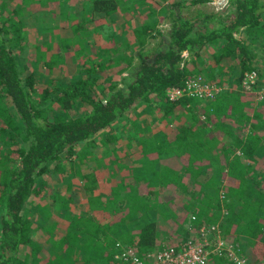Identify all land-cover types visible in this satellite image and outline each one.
Returning <instances> with one entry per match:
<instances>
[{
	"label": "trees",
	"instance_id": "1",
	"mask_svg": "<svg viewBox=\"0 0 264 264\" xmlns=\"http://www.w3.org/2000/svg\"><path fill=\"white\" fill-rule=\"evenodd\" d=\"M14 1L0 0V264H129L124 251L145 260L147 252L178 250L192 233L200 238L201 227L214 226L224 242L244 241L252 263L264 264V100L239 91L250 72L255 91L264 83V48L260 56L250 49L264 47V0H227L219 11L206 7L212 0H89L92 12L104 14L96 41L46 9L56 0ZM145 4L146 14H132ZM156 10L167 13L168 29H158ZM130 13L132 39L121 30ZM26 20L34 25L25 28ZM29 34L50 37L46 52L31 42L26 54ZM85 38H93L88 49ZM66 56L65 83L55 68ZM197 79L233 88L209 99L188 92L169 100L171 89ZM136 107L141 122L128 132L121 124L118 134V145H132L130 167H112L123 178L115 182L112 173L109 195L90 196L102 180L77 148ZM69 184L88 197L85 213L56 204L59 193L73 192ZM157 204L177 218L157 212ZM58 218L67 221L66 233ZM163 225L171 240L160 241ZM40 231L46 240L37 250ZM227 258L209 257L210 264H233Z\"/></svg>",
	"mask_w": 264,
	"mask_h": 264
},
{
	"label": "rangeland",
	"instance_id": "2",
	"mask_svg": "<svg viewBox=\"0 0 264 264\" xmlns=\"http://www.w3.org/2000/svg\"><path fill=\"white\" fill-rule=\"evenodd\" d=\"M152 1L156 2V0H152ZM15 2L19 4L20 0H15L14 3ZM226 6H227V0H212V2L208 3L206 7H208L210 10L219 11L221 9H224ZM57 7H62L63 14L65 16L62 13H59ZM161 7L162 8L168 7V4L164 3V4H162ZM48 8H50V10H55L56 14L58 13L57 19L59 21H64V19L67 17L69 19V22H70V26H68V27H70L71 29L83 27L92 33V35L94 36V41L102 40L100 38V36H98L99 33L101 32V30L97 29V27H99L101 24L104 23V21L102 20L104 14L101 12H99V13L98 12H92L91 11V2L89 0H84V5H82V3H80V1H77V0H69L65 3H62V2H59L58 0H56L54 4H51L50 6H46V9H48ZM150 8L151 7L148 4H145L143 7L136 9L135 11H132V14L134 16H137L138 11L140 13L143 9H144L143 13L146 14L147 12H145V11H149ZM158 11L159 10H156L155 13H157ZM159 15H160V13L158 12V14L156 16L157 22L159 21L158 29H168V21L165 18L167 13H163L161 16H159ZM134 16H131V13H130V16L125 17V22H124V24L121 25V27H122L121 30L125 31V33H126L125 37H127L128 39H132V35L129 32V29L132 28L131 20ZM88 19H91V22H88L87 21ZM94 20H96L97 22L94 23ZM110 21L115 23L113 25V27H111L112 31H113V35L118 36L117 21H115L114 17H111ZM33 25H34L33 20H26L25 28H31ZM54 25H55L53 27L54 30L58 32V25L57 24H54ZM103 25H105V24H103ZM28 30H30V29H28ZM105 30H107V28ZM61 36H63V34ZM49 38H50L49 36H47V37L41 36V38L38 41H35L34 35L29 34L28 35L29 46L25 50L26 54L30 53V46L32 44L38 46L39 48H41L43 51L46 52L45 49H46V45L48 44L47 42H48ZM92 40H93V38H85L83 40V42L87 44V49L89 47H91ZM158 40H159L158 38L154 39V40L150 39L148 41V44H146V48L152 47V45H154ZM31 42H33V43L31 44ZM101 44L105 47L109 46V43L107 41H102ZM263 48L264 47L257 46L255 44L251 45V47H250V49L252 51H254L255 53L259 54V56L261 55ZM47 55L49 56L48 53H47ZM66 58H67V56L64 58V60H62L60 66L58 68H55V71H58V69H61L63 71L60 74L63 76V81L65 83L69 81V73H68L69 67L67 65ZM106 70L110 74H113L114 67L112 65H110V66L106 67ZM26 72H28V70ZM116 80L119 82L118 79H116ZM241 85H242V89L239 90L241 92V94H243V93H248L250 95L254 94L255 95L254 102H261L264 100V83H262V82L258 83V85H260V86H258L259 89L256 91L253 89V86H251V88L248 89L247 85H243V81H242ZM256 85H257V83H256ZM217 87L221 88V91H225V90L227 91V90H231L233 88L230 85H226V86L222 85V87L221 86H217ZM195 98H197L199 100L205 99V98H200L197 95L195 96ZM142 110H143L142 107L134 108V110L132 112H130L129 114L124 115L121 118H119V120H117V122H115V124H113L109 129L100 133L97 136H94L92 139L86 141L85 143H81L79 145V148H77L78 149L77 158L79 159V158H82L83 156L86 157V160L88 161V162H86L87 168L95 169L97 179L102 180V183L101 182L97 183V185H98L97 187L99 189L94 191L92 194H90V196L96 197V196L100 195L101 192H105L107 195H109L108 189L110 188V186L112 184V181L114 178L113 175H117L116 176L117 179L115 180V182H118L121 180V178H123L122 175L118 174L117 170H111L112 167H115V169H120L123 171L126 169V167H130V162H129L128 158H126L125 154H131L132 153V150H133L132 145H130L129 142L125 143L124 141H122L121 145L120 144L118 145V140H119L118 134L120 135V132L123 131V130L121 131V129H120L121 124L125 125L127 132L133 130L134 129L133 127L141 122V119L139 120V119H137V117H140L139 113L142 112ZM134 112H135V115H133ZM152 116H154V114L148 115V118H147L148 122L153 119V118H151ZM139 135L142 136V134H139ZM109 136H112L113 139L115 140V142L107 141V139L108 140L110 139ZM143 136L147 137L146 135H143ZM120 149L122 150L121 152L119 151ZM75 162H77L76 166L79 167L80 161L76 160ZM112 173H113V175H112ZM51 176L56 178V179L59 178L58 173H53V175H51ZM124 177H126V174H124ZM50 182H51L50 180L46 181V183H48V184ZM36 187H38V184L36 185ZM67 189L69 191L70 190L73 191L71 193V195L69 197H67L62 192L59 193L57 196H55V198L57 200L56 204L61 208L69 209L71 211V213H74V214L85 213V211L88 210V207H90V204H89L90 202L88 200V197L86 200V196L83 194L84 192L80 193L78 187L74 188V184H69ZM72 200H75V202H74L75 204L72 206L76 205V206H78V208H73L72 206H70L68 208V206L71 205L70 203ZM68 203H69V205H68ZM156 206H157L156 207L157 212L168 213L171 211V213H174L173 216L177 218V214L173 210L172 207H170V206L168 207L166 205H159V204H157ZM24 208H28V206L25 205ZM78 209H82L83 211L78 210ZM49 210H52V209L49 208ZM51 214H49V216ZM104 217H106V215ZM97 219L100 220L101 218H97ZM58 221H60V223L62 225H60L61 227L57 228V229H59L60 232L62 231L61 233H66L67 232L66 228L68 227L66 224L67 221L65 219H60V218H58ZM183 228H185V226H183ZM37 229H38V226L36 223L33 222L30 224V231L35 232V231H37ZM162 229H163L162 231H164L165 232L164 234H166V235L163 236V233H162V235L159 236L160 241H161V239L164 240L165 237H166L165 240H171L172 236L169 235V232L167 231L168 230L167 225H163ZM191 229H194V226H192ZM113 231L115 233V231H116L115 228H113ZM40 232L41 233L39 234V237H35V244H36V248L39 247L41 249V247L45 243L46 235L44 234L45 233L44 231H40ZM200 232H201L200 238L195 237L194 236L195 234L192 233V235L189 236L190 238H189L188 243H186V244H190L193 246L204 245V247H206V249L208 251H212L214 249V247H216L215 245H217V244L218 245H217L216 249L224 247V245L220 243V241L222 240L221 242H223L227 246H230V247L232 246L233 249L235 251H238L240 254H242L244 256L248 255V257L254 259L253 254L249 252V249H248L249 245L248 244H246L244 241H239V242H235V243L224 242L222 237H221V232L217 229L216 226L211 227L210 229H207L205 227H201ZM173 235L175 236V233ZM176 237L178 238V236H176ZM193 238H195V239H193ZM229 239H232V241H235V240H233V238H229ZM178 240H179V238H178ZM193 241H195V244L193 243ZM39 248L37 250H39ZM83 251L85 252L86 250L84 249ZM216 256L219 259H222L224 261L226 255L225 254H220V255L216 254ZM140 261H142V260H140ZM148 262L149 261H145L144 263L147 264ZM37 264H39V263H37ZM208 264H210V259H209Z\"/></svg>",
	"mask_w": 264,
	"mask_h": 264
},
{
	"label": "built area",
	"instance_id": "3",
	"mask_svg": "<svg viewBox=\"0 0 264 264\" xmlns=\"http://www.w3.org/2000/svg\"><path fill=\"white\" fill-rule=\"evenodd\" d=\"M256 81V73L250 72L245 74L243 85H247L249 89L251 86H254ZM220 91L221 88L215 85H201V81L197 79L191 81L185 89H171L168 92V97L170 101H175L178 98H181L184 94L193 92L200 98L209 99L213 98ZM221 241L220 243L223 244L224 247L216 249L218 245L217 242V245H215L216 247H214L212 251H208L204 245L193 246L190 244H185L178 250L170 249L159 252H147L145 254V260L142 261L137 260L136 255L130 251H124L122 258H130L132 261H130L129 264H145V261H149L147 264H208L211 254H225L226 257H228L227 259L233 264H253L247 255L246 257L240 254L238 251H235L232 246L231 248Z\"/></svg>",
	"mask_w": 264,
	"mask_h": 264
},
{
	"label": "crops",
	"instance_id": "4",
	"mask_svg": "<svg viewBox=\"0 0 264 264\" xmlns=\"http://www.w3.org/2000/svg\"><path fill=\"white\" fill-rule=\"evenodd\" d=\"M133 115H135V112L133 113ZM133 115H132V116H133ZM137 119H139V120H140V117H137Z\"/></svg>",
	"mask_w": 264,
	"mask_h": 264
}]
</instances>
